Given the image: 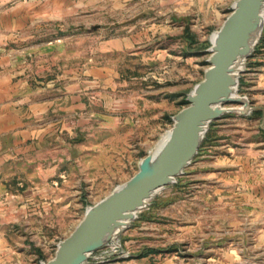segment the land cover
<instances>
[{"label":"rangeland","instance_id":"1","mask_svg":"<svg viewBox=\"0 0 264 264\" xmlns=\"http://www.w3.org/2000/svg\"><path fill=\"white\" fill-rule=\"evenodd\" d=\"M234 1L0 0V233L22 256L4 264L48 261L132 177L203 79ZM237 77L246 103L221 104L232 110L183 172L86 264H264V26ZM51 169L59 202L40 193Z\"/></svg>","mask_w":264,"mask_h":264},{"label":"water","instance_id":"2","mask_svg":"<svg viewBox=\"0 0 264 264\" xmlns=\"http://www.w3.org/2000/svg\"><path fill=\"white\" fill-rule=\"evenodd\" d=\"M232 8L211 41L210 66L187 95L188 104L176 113L164 144L138 162L132 177L88 207L76 227L57 244L54 256L41 264H86L89 253L124 228L155 192L183 172L197 154L208 124L232 110L221 104L246 103L240 96L226 101L225 94L237 86L242 68H236L243 65L262 31L264 0H235Z\"/></svg>","mask_w":264,"mask_h":264},{"label":"crops","instance_id":"3","mask_svg":"<svg viewBox=\"0 0 264 264\" xmlns=\"http://www.w3.org/2000/svg\"><path fill=\"white\" fill-rule=\"evenodd\" d=\"M1 130H4V128L1 127V123H0V139H1L2 135L4 134V133H2ZM60 162L61 161H59L57 164H55L54 167H57V165L61 166ZM54 167H52V168H54ZM53 171L51 169L50 171L46 172L44 179H41L42 182H41L40 186H44V188L40 189V193H41L42 197L44 196V198H52L53 202H59L63 199L62 196L60 194H58L61 192V189L58 187L52 186V184L49 183V181H48V176L53 174L54 173ZM41 196H40V198H42ZM65 201H66V197H65ZM24 207H25V205L15 206L12 209V212H10L11 213L10 219H12V220H10L11 222L12 221L14 222L15 220L19 221L21 219V217L24 216L23 215L25 212ZM64 208L68 209L69 203H66L64 205ZM67 215H69V213H67ZM75 227H76V225L73 227V229ZM67 228H68V230L70 229V224H68ZM2 233H0V264H4L6 261H9V260L13 259L14 257H16V259H18V261H19L22 258V256H20V252H14V250L6 247L8 245V242L5 240L4 234H2Z\"/></svg>","mask_w":264,"mask_h":264},{"label":"bare ground","instance_id":"4","mask_svg":"<svg viewBox=\"0 0 264 264\" xmlns=\"http://www.w3.org/2000/svg\"><path fill=\"white\" fill-rule=\"evenodd\" d=\"M215 32H214V34L212 35V38H211V41H213V39H214V36H215ZM258 36V33L256 34V37ZM242 68V66L241 65H238V67L236 68L237 70L238 69H241ZM236 85H234L225 95V100L226 101H233V99H235V98H237L238 97V95L236 94ZM168 134H169V130H168V132L165 134V136L162 138V140H160L159 141V143L153 148V150L155 151V150H159V148L164 144V142H165V140H166V138H167V136H168ZM121 230V228L120 229H117L112 235H111V237L112 236H114L118 231H120Z\"/></svg>","mask_w":264,"mask_h":264}]
</instances>
